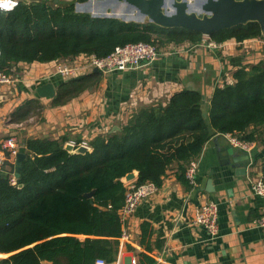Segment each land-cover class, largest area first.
<instances>
[{"label": "trees", "instance_id": "16d2710c", "mask_svg": "<svg viewBox=\"0 0 264 264\" xmlns=\"http://www.w3.org/2000/svg\"><path fill=\"white\" fill-rule=\"evenodd\" d=\"M86 1H18L11 10L0 9V70L9 74L19 62L70 61L79 54L103 57L128 42L164 47L204 38L181 27L75 9L76 2ZM263 37L259 24L249 21L215 31L208 39ZM98 72L62 80L52 102L65 103L94 86ZM233 78L214 89L205 110L204 96L195 89L178 91L163 105L139 107L117 130L89 139L90 150L84 153L65 149V137L24 139L19 152L25 157L15 184L10 181L15 160L7 157L0 165V255L7 254L0 263L115 261L123 233L118 210L124 201V175L136 170V183L161 186L167 168L177 163L178 179L188 184L186 166L212 136L238 133L255 140L247 130L264 124V64L237 68ZM261 172L264 180V158ZM151 231L149 223L141 224L139 244L145 248H150ZM139 256L147 264L155 262L144 253Z\"/></svg>", "mask_w": 264, "mask_h": 264}, {"label": "crops", "instance_id": "0c3cea01", "mask_svg": "<svg viewBox=\"0 0 264 264\" xmlns=\"http://www.w3.org/2000/svg\"><path fill=\"white\" fill-rule=\"evenodd\" d=\"M63 61L19 62L11 68L10 82L0 85V139L23 134L21 143L28 137L89 140L117 130L139 107L163 105L183 89L200 91L205 110L214 89L232 83L237 68L264 64V37L222 42L204 37L195 44H169L160 47L153 62L131 70L98 72L93 89L54 104L55 95L39 96L36 87L50 81L57 89L64 79L54 72L55 64ZM38 109L40 116L34 112ZM247 131L255 136L254 163L249 169L244 152L231 146L224 134L212 136L192 159L197 160L195 187L178 179L177 163L167 168L159 190L141 201L127 220V236L120 237L117 254L121 262L135 258L138 264H147L139 256L144 253L155 260L152 264H264V229L253 224L264 215V196L250 187L252 178L262 176L264 124ZM241 167H246L245 172ZM209 200L218 205L219 231L214 239L202 226L191 223L195 207ZM143 222L152 228L150 248L139 244Z\"/></svg>", "mask_w": 264, "mask_h": 264}, {"label": "built area", "instance_id": "2783aa9c", "mask_svg": "<svg viewBox=\"0 0 264 264\" xmlns=\"http://www.w3.org/2000/svg\"><path fill=\"white\" fill-rule=\"evenodd\" d=\"M18 4V0H0V9L8 11ZM214 44V43H212ZM160 55V48L157 45L146 42H128L117 45L106 56L98 57L94 54H79L70 61L58 62L55 64L54 72L63 79L78 77L86 74L94 69L102 73L112 71H124L138 68L144 64H148L156 60ZM10 74H6L0 70V85L10 82ZM231 146L241 149L248 155L247 168H251L254 163L252 156L253 142L246 141L241 138L238 133L224 134ZM73 143V142H71ZM76 145V143H73ZM81 144H86L85 142ZM19 152V145L14 135H8L0 139V165L8 157L11 159ZM197 160H191L185 169V177L188 183L195 187L196 182ZM12 184L16 183L15 176L10 178ZM125 185L124 201L118 210L119 219L123 225V233L121 237L127 236L126 223L128 218L136 209L137 205L158 190L152 181L136 183L134 180L123 182ZM251 190L254 194L264 196V180L262 176H256L251 179ZM192 224L202 226L211 239L218 235V205L215 201L209 200L201 202L194 209ZM253 224L264 229V215L259 216L253 221ZM93 264H138L135 258L130 259L127 263L121 262L117 256L113 262H107L104 258L98 257Z\"/></svg>", "mask_w": 264, "mask_h": 264}, {"label": "water", "instance_id": "95a60500", "mask_svg": "<svg viewBox=\"0 0 264 264\" xmlns=\"http://www.w3.org/2000/svg\"><path fill=\"white\" fill-rule=\"evenodd\" d=\"M57 1V0H55ZM91 1V0H88ZM104 7L114 5L123 6V12L134 11L141 19L156 24L164 28L181 27L188 30L198 31L204 37H209L215 31L230 28L238 24H245L249 21H256L259 24L261 33L264 35V0H100ZM87 2V1H86ZM75 4H78L76 2ZM103 16L117 17L119 14L104 12ZM126 18L122 15V19ZM126 20V19H125ZM94 71H97L94 69ZM39 96L53 97L56 88L52 82H46L36 87ZM205 115V112H204ZM64 148L70 152L84 153L89 150L86 144L74 145L65 142ZM232 152V147L228 149ZM255 148L252 149V156ZM25 154L18 152L15 156V177L19 175L20 164ZM244 160H248V155L244 153ZM236 162L238 159L233 158ZM245 172L246 167L238 168ZM137 171L133 170L122 177L123 182L133 180ZM91 193H86L90 196Z\"/></svg>", "mask_w": 264, "mask_h": 264}, {"label": "rangeland", "instance_id": "374dc122", "mask_svg": "<svg viewBox=\"0 0 264 264\" xmlns=\"http://www.w3.org/2000/svg\"><path fill=\"white\" fill-rule=\"evenodd\" d=\"M60 2V3H65V2H70L71 0H57V1H55V0H50V2ZM108 2H111V0H107ZM118 6V8L116 7L115 9H112V7H114V5H110L109 6V8L108 7H104L102 4H101V1L100 0H91V1H87L86 3H78V4H75V9L77 10V11H86V12H89L90 14H92V15H96V16H103L102 14H104V12H107V13H112L113 11H116V12H118V13H122V15H125L126 16V18H124V20L126 19V20H132V21H138V22H146L147 20H146V18L144 19H141L142 21H140V18L135 14V12L134 11H131V12H129V13H124L123 12V6L122 5H117ZM93 9H95V10H93ZM97 9V10H96ZM122 15H118L117 17L118 18H121L122 19ZM128 15V16H127ZM158 46V45H157ZM159 47V46H158ZM160 48V47H159ZM162 48V47H161ZM13 71H15L16 72V69L15 68H13ZM95 86V85H94ZM94 86H92V87H90V88H87V89H84L83 91H85V90H91V89H93L94 88ZM82 91V92H83ZM81 92V93H82ZM41 109H38V110H34V112H38L39 113V116L41 115ZM21 116H19V117H21V118H23L25 115L21 112V114H20ZM22 115H23V117H22ZM14 117H16V116H14ZM18 117V116H17ZM8 135H10V134H8ZM12 135H14L15 137H16V140H17V143L18 144H21V140L24 138V135L23 134H20V135H18V136H16V134H12ZM88 138H84V139H82V138H77V139H75L74 141H72V142H74V143H76V144H81V143H83V142H85V143H88ZM78 142V143H77Z\"/></svg>", "mask_w": 264, "mask_h": 264}, {"label": "bare ground", "instance_id": "6f19581e", "mask_svg": "<svg viewBox=\"0 0 264 264\" xmlns=\"http://www.w3.org/2000/svg\"><path fill=\"white\" fill-rule=\"evenodd\" d=\"M117 8H118V6H117ZM93 10H95V9H93ZM97 10V9H96ZM115 13H117V14H119V15H122V13H118V12H116V11H114ZM128 16V15H127ZM122 17V16H121Z\"/></svg>", "mask_w": 264, "mask_h": 264}]
</instances>
